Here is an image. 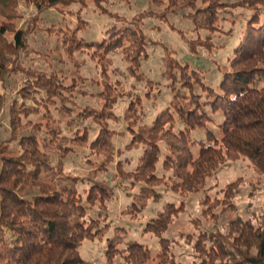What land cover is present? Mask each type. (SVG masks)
<instances>
[{"label": "trees", "instance_id": "trees-1", "mask_svg": "<svg viewBox=\"0 0 264 264\" xmlns=\"http://www.w3.org/2000/svg\"><path fill=\"white\" fill-rule=\"evenodd\" d=\"M89 1L120 22L110 25L105 36L96 41L78 36L85 23L80 13ZM21 2L40 11L59 5H81L76 27L64 30L63 47L70 55L76 51L90 54L102 68V79L95 80V84H102L97 92L80 89L84 96L91 94L102 103L86 106L77 113L80 119H93L99 125L94 139L90 140L86 127L75 131L73 136H63L51 118L49 106L57 107L58 102L70 112L65 102L72 101L71 96L79 91L78 79L75 76L69 79L62 71L45 72L20 65L21 55L28 49V33L37 28L38 20L35 17L26 28L17 26ZM107 2L0 0V84L6 87L13 71L23 70L28 78L18 91L19 98H9L0 92V118L8 113L11 127L10 137L0 142V264H94L81 256L79 248L84 240L101 234L103 218L91 215L89 210L99 205L104 212L112 190L89 178V186L81 194L77 188L80 178L55 179L50 174H63L62 163L54 166L51 154L41 145L42 141L51 142L61 156L87 145L96 155L103 154L104 159L96 168L100 170L113 162L115 132L109 127L108 118H115L113 107L123 92L117 91L121 82L111 83L109 56L123 49L130 62L128 71L138 78L144 77L139 71L142 60L149 56L146 49L149 38L143 28L148 16H159L168 22L169 12L184 13L188 9L184 15L193 21L195 30L211 33L190 39L192 53L198 54L199 47L213 49L212 33L222 30L218 25L220 11L235 8L251 11L215 87L202 81L200 70L168 52L166 75L170 79L171 100L150 121H145L142 97L137 92L131 95L125 112L127 131L131 134L128 147L141 148L142 153L132 170H125L121 160L117 162L120 175L130 182L128 189L139 187L127 211L130 217H138L144 207L142 199H159L156 187L167 184L180 193L199 192L207 179L230 160L246 158L264 175V0H170L158 14L149 10L131 20L110 12L105 7ZM147 83L145 96L150 98L156 84L152 80ZM200 86L207 90L206 96L197 91ZM42 108H45L43 116L51 121L43 124L32 121L30 117L39 115ZM217 113L223 114L220 123H216ZM214 123L216 130L211 127ZM195 130L205 131V138L197 139ZM6 141H17L19 148H10ZM160 161L166 170L174 172L172 176L159 175ZM241 184L242 179L238 178L218 191L221 196L202 198V216L206 219L218 221L226 213L235 215L225 228L199 231L193 244L198 260L189 264H264V210H250L246 218L237 213L234 199ZM168 206L166 213L160 212L148 220L144 229L159 240L156 255L152 256L151 250L138 241H130L124 248L111 242L106 249L107 263L112 264L117 256H122L126 264H185L177 260L171 240L164 236L173 218L184 208Z\"/></svg>", "mask_w": 264, "mask_h": 264}, {"label": "rangeland", "instance_id": "rangeland-1", "mask_svg": "<svg viewBox=\"0 0 264 264\" xmlns=\"http://www.w3.org/2000/svg\"><path fill=\"white\" fill-rule=\"evenodd\" d=\"M170 0H108L105 7L112 13L123 16L127 20L149 10L157 14L161 12ZM81 5L74 3L68 7L60 6L48 8L43 11L34 5L26 2L19 4L20 17L16 24L20 28H26L37 17V28L28 33V49L23 52L20 58V65L25 68H33L45 72L53 70L62 71L70 79L75 76L78 79L77 89L71 96L72 101H66L70 112L62 109V103L58 106L50 105L51 118L60 128L61 135L73 136L74 132L89 129L90 140L94 139L99 131V125L93 119H80L77 113L86 106H98L102 100L96 96L88 94L84 96L82 90L87 92H97L102 84H95V80L102 79V68L96 59H93L86 52L76 51L68 54L63 47L64 30L74 29L77 25V12ZM188 9L177 12H169L168 22L159 16H148L143 21V28L148 36L146 45L148 59L142 60L140 73L144 77L138 78L128 71L130 62L125 57L123 49H119L109 56L111 83H118L117 91L123 92L117 97L113 112L115 118H108L109 127L114 130L115 154L113 162L108 164L105 170L96 169L104 159L103 154L96 155L91 152L87 145L78 146L65 156H61L59 149L49 141H42V149L51 154L54 166L62 163L63 174L57 172L55 179L62 176H69L68 181L73 178H80L77 188L84 194L89 186V178H93L101 184H106L112 190V198L107 202V208L102 212L99 205L89 210L93 216L100 215L102 232L94 239H86L81 244L79 250L81 256L94 264H108L106 259V249L111 242L118 248H124L130 241H138L147 246L152 256L160 249L159 240L150 232H145L148 220L155 218L160 212L166 213L171 204L173 207L183 206V210L173 218L169 229L164 236L172 242L173 252L178 261L185 264L197 262L193 244L201 229L214 230L216 227L225 228L227 222L235 213H226L218 221L206 219L202 216L201 200L205 195L210 198L221 196L219 190L224 188L229 182L238 178L242 179L241 191L235 197L237 213L244 218L249 216V211L264 210V175L260 174L252 163L246 158L230 160L219 170L213 173L206 181V185L199 192L180 193L167 184L156 187L159 193L157 201L147 198L142 199L144 207L137 218H131L127 212L130 204L135 199V194L139 187L128 189L130 182L123 179L117 167V162H123L125 170H132L136 167L142 153L141 148L128 146L131 134L127 131L126 109L133 92H137L142 97L144 107V120L152 119L155 114L164 107L172 97L169 87L170 79L166 75V59L172 53L174 58L186 61L192 68L201 71L202 81L209 86H216L221 79L222 67L228 66L229 58L233 55L234 48L240 41L246 22L251 11L243 8H235L230 11H220L218 25L222 30L212 33L214 47L208 50L199 47V53L193 54L190 49V39L197 36L205 37L211 33L206 30H195L193 21L186 14ZM85 21L84 28L78 33L79 37L96 41L105 36V31L114 22L120 23L115 17L108 13H103L92 2L89 1L80 13ZM64 31V32H63ZM119 70V71H116ZM82 76V79L79 77ZM27 76L23 70L13 71L7 78L5 86L0 84V92L6 93L9 98L18 97V91L27 81ZM148 80L156 84L152 88L151 97L145 96L148 88ZM121 84V85H120ZM81 89V91H80ZM197 91L206 96V91L202 87H197ZM45 108L39 115H32L30 119L34 122L51 121V118L43 116ZM216 123L223 120V114H215ZM150 121V120H149ZM211 124L216 130L217 124ZM218 131V129H217ZM11 127L8 120V113H3L0 118V142L10 137ZM194 136L197 139L205 138V131L195 130ZM43 136L42 134H40ZM12 149H18L17 141L8 142ZM198 150V148H196ZM94 162V163H93ZM159 175L167 177L173 175V171L164 168L162 161L159 163ZM81 179H84L82 182ZM106 218V219H105ZM200 225V228L198 227ZM192 237V238H191ZM191 239V242L188 240ZM112 264H126L122 256H117Z\"/></svg>", "mask_w": 264, "mask_h": 264}]
</instances>
